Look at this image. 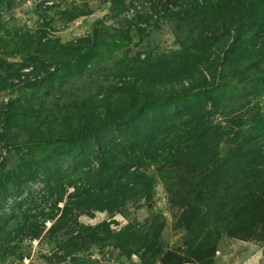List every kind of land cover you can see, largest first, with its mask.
<instances>
[{"label": "trees", "instance_id": "obj_1", "mask_svg": "<svg viewBox=\"0 0 264 264\" xmlns=\"http://www.w3.org/2000/svg\"><path fill=\"white\" fill-rule=\"evenodd\" d=\"M107 1L114 23L120 25L119 17L134 0ZM151 1L152 14L138 13L135 23H150L155 14V22L179 21L180 50L137 56L119 70V81L100 82L96 91L73 97L65 86L92 74L105 48L125 46L123 26L94 27L90 35L63 44L49 38V23L34 33L8 28L1 13L12 10L15 0H0V50L21 59L12 62L0 56V91L25 82L39 95L63 101L56 92L67 94L63 112L52 114L58 105H51L43 120L27 97L11 99L2 110L6 123L0 144L35 151L22 155L12 168H5L4 158L0 162V248L21 231L40 235L30 210H21L27 200L22 196L34 182L42 180L50 195L58 193L61 199L68 179L75 188L76 207L117 210L118 196L122 199L131 184L151 185L137 166L144 160L164 166L160 175L168 183L171 201L183 209L179 220L187 230L183 246L167 250L162 264H215L224 236L250 240L264 226V112L257 103L251 118L238 115L216 127L205 121L207 115L226 114L230 103L233 112L239 111L247 98L264 94V0ZM86 7H67L63 17L69 22L93 12ZM9 130L16 136L26 133L11 142ZM83 180L91 188L81 189L78 182ZM11 199L12 208L6 210ZM72 211L63 208L49 234L57 235ZM57 216L52 213L49 219ZM149 224L145 232L136 230L143 237L133 250L140 260L151 250V229L155 237L159 233ZM103 233L118 236L119 246L131 254L129 237L135 231L130 226L119 232L107 222L83 227L70 243H94ZM8 250L15 251L10 246Z\"/></svg>", "mask_w": 264, "mask_h": 264}, {"label": "rangeland", "instance_id": "obj_2", "mask_svg": "<svg viewBox=\"0 0 264 264\" xmlns=\"http://www.w3.org/2000/svg\"><path fill=\"white\" fill-rule=\"evenodd\" d=\"M151 3V0H134L133 7L119 17L120 23L118 24L120 25H116L111 12V3L107 0H15L16 5L12 10L2 11L1 22L5 23L8 28L19 26L23 31L31 29L32 33L38 30L40 25L49 23L46 24L50 33L49 38L54 40L59 38L63 44L90 35L94 27L113 26L120 29L123 26L121 30L124 31L125 46L120 49L113 46L105 48L103 59L92 74L87 73L64 87L67 93L76 97L84 92L96 91L100 82L119 81L121 79L119 70L129 60L133 61L137 56L144 58L149 52L159 55H172L180 50V43L176 36L177 33H181L178 29L179 21L155 22L157 18L155 14L150 23H135L138 13L152 14ZM86 4L87 7L93 8V12L89 15L80 16L69 22L63 17L65 8L83 7ZM46 6H52V8L49 9ZM109 30L112 34L115 33L114 29ZM6 52L0 50V56L3 58L7 56V59L12 62L21 61L19 56L13 57ZM53 68H55L54 65L51 70ZM254 84L255 81L248 83L249 88ZM56 93L63 95L66 101V93L59 90ZM26 97L29 98L32 106L41 111L39 118L42 120L50 115L49 107L51 105H58L52 106L54 107L52 114L63 112L64 100L55 98L53 95H39L36 90L28 86V83L22 82L12 90L0 91V132L5 130L4 123L6 122L2 110H7L6 104L11 99ZM244 102L245 106L242 110L233 112L235 106L230 103L229 107L224 109L226 114L219 113L213 117L207 115L205 121L216 127L221 124L222 126L229 124L238 115L251 118L257 110V103L260 112H264V94L258 99H255L254 96L249 97ZM173 130L172 128L168 131ZM18 133L21 137L26 132ZM15 134L16 131H7V136L11 138V142L13 139L19 138ZM20 140L16 141L20 142ZM34 151H31L26 145L8 148L5 143H2L0 144V162L4 158L5 168H12L19 164L22 155L31 154ZM137 166H140V172L150 177L149 183L151 185L146 188L143 184H131V189L125 192L122 199L120 195L118 196L119 209H112L111 211L107 208L96 210L76 207L77 197L72 195L75 188L73 185H69L68 179L65 180V186L68 188H66L61 199L58 193L50 195L42 180L34 182L22 196L27 200L26 205L21 210H30V221L35 224V230L39 231L40 235L31 237L32 233L21 231L20 235L14 234L12 237H8L6 243L0 248V264H162V256L167 250L183 246L187 232L185 225L179 220L183 209L171 201L168 183L160 175L162 170H165L162 163L144 160L143 164ZM84 181L78 182V186L81 189L91 188L90 184ZM148 195L152 196L151 200L147 199ZM13 200L7 202L6 210L12 208ZM66 206L69 209L73 208L68 216L69 222L57 235L49 234L48 229L58 219L61 210ZM16 210L18 213L19 209L16 208ZM52 213H56L58 216L55 219H49ZM102 222H107L109 228L114 232L123 231L129 226L135 231L134 236L129 237V242L133 245L131 254L126 253L119 246L118 236H107L105 233L98 241L86 243L80 247L70 243L77 230L87 226L96 227ZM149 222L155 224L159 233L155 237V230L154 228L151 229V250L143 260H138L134 258L133 250L138 247L139 243L143 242V237L138 231L136 233V230L141 228L145 232L149 229ZM236 239L239 238L223 237L219 244L215 264H222L220 261L222 252L226 251L229 248V243ZM249 242L263 248L261 264H264V226L257 228L256 234ZM7 246L14 248L15 251H5ZM20 256L22 259L19 258ZM74 258L77 259L74 260Z\"/></svg>", "mask_w": 264, "mask_h": 264}, {"label": "crops", "instance_id": "obj_3", "mask_svg": "<svg viewBox=\"0 0 264 264\" xmlns=\"http://www.w3.org/2000/svg\"><path fill=\"white\" fill-rule=\"evenodd\" d=\"M262 260L263 248L261 246L252 244L249 240L236 239L229 243L226 251L222 252L220 261L222 264H261Z\"/></svg>", "mask_w": 264, "mask_h": 264}, {"label": "water", "instance_id": "obj_4", "mask_svg": "<svg viewBox=\"0 0 264 264\" xmlns=\"http://www.w3.org/2000/svg\"><path fill=\"white\" fill-rule=\"evenodd\" d=\"M134 256H135V257H134L135 259H138V260H139V257H138L137 255H134Z\"/></svg>", "mask_w": 264, "mask_h": 264}]
</instances>
